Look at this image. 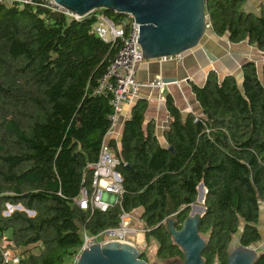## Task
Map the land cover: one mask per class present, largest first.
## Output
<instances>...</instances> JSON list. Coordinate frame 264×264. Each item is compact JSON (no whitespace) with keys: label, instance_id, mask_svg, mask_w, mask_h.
Segmentation results:
<instances>
[{"label":"trees","instance_id":"1","mask_svg":"<svg viewBox=\"0 0 264 264\" xmlns=\"http://www.w3.org/2000/svg\"><path fill=\"white\" fill-rule=\"evenodd\" d=\"M245 2L206 0L207 28L264 52V3L248 11ZM95 20V14L69 21L39 4L0 3V264H70L84 234L117 227L122 212L137 213L136 226L145 229L147 246L156 245L158 260H181L166 222L171 218L180 228L199 184L205 190L198 225L204 264H226L234 238L242 247L258 245L260 221L264 226V63L259 75L253 62L244 63L240 84L209 72L203 86L192 85L200 116L181 114L166 96V147L153 125L143 128L146 105L136 101L119 147L108 143L118 161L121 196L105 211L76 206L80 189L90 190L89 166L112 114L109 96L96 90L118 46L90 33ZM7 205L22 209L5 215ZM6 251L18 262H4ZM258 254L253 264H264V248ZM142 259L148 264L145 252Z\"/></svg>","mask_w":264,"mask_h":264},{"label":"water","instance_id":"2","mask_svg":"<svg viewBox=\"0 0 264 264\" xmlns=\"http://www.w3.org/2000/svg\"><path fill=\"white\" fill-rule=\"evenodd\" d=\"M64 9L78 16H87L96 10L119 14H129L138 24L134 54L145 61L174 57L200 46L207 35L204 7L206 0H54ZM227 38V36H226ZM208 60L215 61L208 50H204ZM176 79H163L162 82ZM171 151V148H168ZM205 190L197 186V201H202ZM21 210L20 206L14 207ZM28 215L32 212L25 211ZM204 208L191 205L188 216L180 228L174 227L173 219L167 220L171 240L182 254L181 264H204L202 252L206 242L198 234V225ZM263 215H260L262 220ZM257 245L239 246L234 238L229 244L226 264H253L258 257ZM76 264H147L142 253L126 243L106 242L94 244L81 251Z\"/></svg>","mask_w":264,"mask_h":264},{"label":"built area","instance_id":"3","mask_svg":"<svg viewBox=\"0 0 264 264\" xmlns=\"http://www.w3.org/2000/svg\"><path fill=\"white\" fill-rule=\"evenodd\" d=\"M0 3L8 6L12 4H39L44 9L62 15L69 21H80L86 17L78 16L64 9L55 3L54 0H0ZM97 11L98 10L91 13L95 14L96 20L92 25L90 33L96 35L104 42L117 43L118 46L117 52L106 72L99 79L98 88L96 90V93L109 96L112 114L108 118L109 129L101 143L97 161L89 166V169L92 171L90 190L83 186L80 189L78 197L75 199V204L81 210L97 209L105 211L113 204H116L122 194L121 177L115 171L118 161L113 157L112 150L108 143L118 124L123 106H131L134 103L138 90L142 86L136 80V69L138 65L145 60L140 59V55L134 54V44H136L138 34V24L134 23V18L126 14L122 15L120 20L115 22L110 17L97 13ZM179 58L180 55H177L174 57H164L158 60L171 61L178 60ZM146 86L161 90L164 83L161 80H156L146 83ZM7 207L9 211L5 212V215H9V213L13 211L11 206ZM136 221L139 222V219H135L132 213L122 212L119 216L117 227L103 230L94 236L84 234L82 247L72 257L70 264H76L81 251L94 244L118 242L130 244L138 249V247L131 242L130 238H134L138 233L145 234V229L137 227L134 224ZM139 251L142 253L141 250ZM3 258L4 262H18L17 257H14L9 251L3 253Z\"/></svg>","mask_w":264,"mask_h":264},{"label":"crops","instance_id":"4","mask_svg":"<svg viewBox=\"0 0 264 264\" xmlns=\"http://www.w3.org/2000/svg\"><path fill=\"white\" fill-rule=\"evenodd\" d=\"M260 2L264 0H246L245 7L248 11H256ZM209 29V28H208ZM200 46L180 55L178 60L144 61L136 69V80L142 86L139 88L136 99L131 106H123L118 124L110 140H114L119 147L124 122L130 116V110L136 101H144L146 110L144 113L143 128L153 125L154 135L161 147H166L164 132L168 127V113L165 107V98L170 96L174 105L181 114L201 115V109L192 92V85L201 87L205 83L209 72H214L221 80L231 75L240 84L242 78L241 67L246 62H253L258 71L257 59H263L264 52H259L247 42L232 44L226 36L216 37L208 30ZM204 50H208L215 61L208 60L204 56ZM176 79L174 82H166L161 90L150 88L146 83Z\"/></svg>","mask_w":264,"mask_h":264},{"label":"rangeland","instance_id":"5","mask_svg":"<svg viewBox=\"0 0 264 264\" xmlns=\"http://www.w3.org/2000/svg\"><path fill=\"white\" fill-rule=\"evenodd\" d=\"M208 30H210V29H208L207 28V35H208ZM260 52V51H259ZM263 59H257L256 58V63H258V71H260V63L262 62V61H264V55H263V57H262ZM252 61V60H251ZM250 61V62H251ZM260 73H258V75H259ZM203 202H204V196H203V198H202V201H197L196 203H195V205H198V206H201V207H203ZM114 205V204H113ZM112 205V206H113ZM7 206H9V205H7ZM6 206V211L5 212H8L9 211V209H8V207ZM13 207H15V206H11V209H13L14 210V208ZM16 210V209H15ZM132 215H133V217L136 219V218H138L137 217V213H132ZM134 224L135 225H137V224H140V223H138L137 221L136 222H134ZM137 227H139V226H137ZM259 231H260V234H261V238H262V240H261V242L257 245V252L259 253L263 248H264V226H263V222L262 221H260V223H259ZM203 238V237H202ZM131 239V242L132 243H134L137 247H138V249L139 250H141L142 252H145V254H146V257H147V260H148V264H181V260H179V259H168V260H162V261H160V260H158L157 258H156V256H155V254H156V245L154 244V242H151L148 246L146 245V243H145V239H144V234H142V233H138L134 238H130ZM20 252H22L21 250H20Z\"/></svg>","mask_w":264,"mask_h":264}]
</instances>
